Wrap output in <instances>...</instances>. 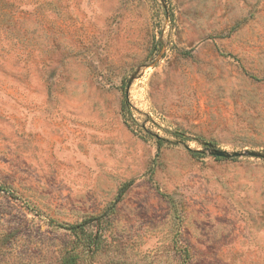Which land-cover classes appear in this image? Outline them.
<instances>
[{"label":"rangeland","instance_id":"obj_1","mask_svg":"<svg viewBox=\"0 0 264 264\" xmlns=\"http://www.w3.org/2000/svg\"><path fill=\"white\" fill-rule=\"evenodd\" d=\"M212 150L264 154V0H0V264H264Z\"/></svg>","mask_w":264,"mask_h":264},{"label":"water","instance_id":"obj_2","mask_svg":"<svg viewBox=\"0 0 264 264\" xmlns=\"http://www.w3.org/2000/svg\"><path fill=\"white\" fill-rule=\"evenodd\" d=\"M132 83L130 81L129 85ZM210 155L214 158L219 159H240V158H253V159H259L264 161V154L256 153V152H234L229 153L225 151L220 150H212L210 151Z\"/></svg>","mask_w":264,"mask_h":264},{"label":"trees","instance_id":"obj_3","mask_svg":"<svg viewBox=\"0 0 264 264\" xmlns=\"http://www.w3.org/2000/svg\"><path fill=\"white\" fill-rule=\"evenodd\" d=\"M5 6H3V8H4ZM3 10V9H2ZM125 102H127V95H125ZM192 154L195 156V157H201L202 156V152H192ZM217 161H221L222 159H219V158H215ZM130 184H127V185H125L121 190H120V192H119V195H118V198H117V202H119L121 199H122V197L124 196V194L129 190V188H130ZM80 228H82V226H77V227H72V228H70L69 230H71V231H78V230H80ZM88 240L89 241H94V239L90 236L89 238H88Z\"/></svg>","mask_w":264,"mask_h":264}]
</instances>
